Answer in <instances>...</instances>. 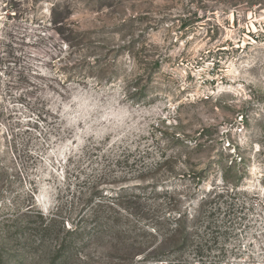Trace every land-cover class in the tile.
<instances>
[{
    "label": "rangeland",
    "instance_id": "1",
    "mask_svg": "<svg viewBox=\"0 0 264 264\" xmlns=\"http://www.w3.org/2000/svg\"><path fill=\"white\" fill-rule=\"evenodd\" d=\"M258 37L264 0H0V220L33 207L71 226L96 182L111 201L127 187L133 223L154 228L207 196L189 244L144 264H264ZM167 159L176 172H155ZM54 245L22 264H47Z\"/></svg>",
    "mask_w": 264,
    "mask_h": 264
},
{
    "label": "trees",
    "instance_id": "2",
    "mask_svg": "<svg viewBox=\"0 0 264 264\" xmlns=\"http://www.w3.org/2000/svg\"><path fill=\"white\" fill-rule=\"evenodd\" d=\"M167 165L168 167L171 165L176 172L175 165L168 159L158 163L155 172ZM188 172L184 173V176L190 180L198 177L195 169ZM153 180V184L157 186L155 193H159V186L163 185H160L159 178ZM98 184V182L91 184L92 191L83 198L84 201L77 216L71 221V226L67 227L65 223L70 217H62L55 211L47 215L37 212V219H32L33 207H29L21 214L24 223L23 220L18 222L19 217L12 220V225H7V219L0 220V264H22L29 252L38 251L48 239L55 241V245L51 249V257L47 264H98L96 258L101 254L117 256L119 264H128V261H134V264L163 261L167 248L182 249L189 244L198 229L197 222L201 219L202 207L207 201V196L201 198L202 204H199L200 208L196 215H192L189 210L173 208V212L165 217V221L159 222L161 226L154 228L150 224L133 223V213L127 210L136 208L138 212L143 213L139 210L142 203L133 201L131 197L121 193L127 187L114 189L113 194L109 196L111 201L106 197V193L98 190ZM135 186L138 187L140 184ZM171 190L165 188L163 191L168 193ZM132 195L135 198L139 197L137 194ZM31 229L37 235H41L40 241L32 239L33 233L28 232L32 231ZM16 242H23L24 248H18L17 252L8 256L5 253L6 246ZM92 245L99 248L98 251L96 249L99 256L85 253ZM13 260L16 261L12 262Z\"/></svg>",
    "mask_w": 264,
    "mask_h": 264
},
{
    "label": "built area",
    "instance_id": "3",
    "mask_svg": "<svg viewBox=\"0 0 264 264\" xmlns=\"http://www.w3.org/2000/svg\"><path fill=\"white\" fill-rule=\"evenodd\" d=\"M254 38H255V36H254ZM256 39L260 40L259 37L256 38ZM260 44H261L262 46H264V38H262V39L260 40Z\"/></svg>",
    "mask_w": 264,
    "mask_h": 264
}]
</instances>
